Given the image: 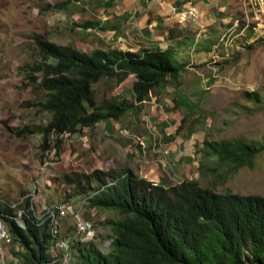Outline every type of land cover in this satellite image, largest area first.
<instances>
[{"label":"rangeland","instance_id":"374dc122","mask_svg":"<svg viewBox=\"0 0 264 264\" xmlns=\"http://www.w3.org/2000/svg\"><path fill=\"white\" fill-rule=\"evenodd\" d=\"M116 1L121 0H115L112 5L106 4L107 0H0V197L17 205L22 195L33 189L24 185L33 184L36 173L45 176L53 185L45 181L37 212L43 211L44 200L67 201L70 209L60 220V233L70 236L80 217L90 218L98 233L94 242L103 250L109 249L112 239V229L106 220L120 214L85 204L81 207L82 197H68L72 189L63 181L64 173L129 165L142 176L165 185L196 178L222 193L264 195V151L256 156L253 167H242L226 178L210 169H204L203 175L202 154L198 151L205 138H242L264 143V0L178 1L181 9L196 5L198 20H202V24L196 21L198 25L183 21L172 11L181 26L175 29V34H183L188 41L179 49V59L186 64L179 85L171 83L160 89L157 96L153 95L140 108L131 110L119 121L113 120L110 127L99 122L75 134L62 135L59 141H54L60 142V152L54 148L55 152L45 157L37 151L41 147L36 141L38 133L16 134L17 129L49 120L48 113L38 111V106L33 105L43 97L38 80L34 79L38 74L32 70L40 60L35 42L39 35L87 52L96 47L145 46L140 42L146 37L157 45L163 40L156 37L162 32L151 30V22L139 27L145 24L140 13L119 14L120 9L114 6ZM56 3H62V7L47 6ZM87 19L110 21L117 28L85 29L80 23ZM190 23L196 24V30L192 27L193 30L184 31ZM209 39L217 43L215 51L211 44V52L197 60L201 40ZM203 46L205 50L208 48V44ZM134 80L129 76L120 85L113 79H101L94 84L97 100L99 103L105 98L134 100L131 89ZM245 91L256 92L259 100H248ZM174 97L184 101L180 110H172ZM187 97L197 106L182 121ZM10 147L23 151L29 148V154L34 152L30 167L41 165L44 157L46 167L52 171L38 173L36 166V173L16 170L7 161L11 157ZM6 169L25 184L8 189L7 182L13 177L4 172ZM74 245L73 256L77 257V241ZM0 264H25L17 244L0 243Z\"/></svg>","mask_w":264,"mask_h":264},{"label":"trees","instance_id":"16d2710c","mask_svg":"<svg viewBox=\"0 0 264 264\" xmlns=\"http://www.w3.org/2000/svg\"><path fill=\"white\" fill-rule=\"evenodd\" d=\"M114 1L107 0L106 4ZM47 6L61 8L62 3ZM80 26L117 28L113 22L91 19L82 21ZM170 35L175 36L174 29ZM35 42L40 60L32 70L38 74L34 79L38 80L43 97L33 105L50 118L47 123L17 129L16 134L42 133L43 150L62 135L75 134L84 127H94L99 122L110 127L113 120L119 121L140 108L160 89L171 83L179 85L186 66L177 59L173 45L141 46L136 51L96 47L87 52L43 35ZM132 74L136 76L132 83L134 100L105 98L99 103L95 83L105 78L122 83ZM244 96L259 100L253 91H245ZM173 102L172 110H180L184 101L174 97ZM185 105L182 121L197 106L188 97ZM56 146L60 152V142ZM198 151L202 154L203 175L204 169H210L226 178L242 167H253L256 156L264 151V143L242 138H205ZM110 179L115 183L108 185ZM63 181L72 189L69 198L82 197L81 207L85 204L120 214L106 220L112 229L109 249L103 250L94 240L77 241L76 264H264L262 194L222 193L196 178L165 185L142 176L129 165L71 171L63 174ZM37 203L26 194L17 205L0 197V218L12 233L25 264H67L62 253L53 249L52 225L49 219L39 218Z\"/></svg>","mask_w":264,"mask_h":264},{"label":"crops","instance_id":"0c3cea01","mask_svg":"<svg viewBox=\"0 0 264 264\" xmlns=\"http://www.w3.org/2000/svg\"><path fill=\"white\" fill-rule=\"evenodd\" d=\"M178 1H183V0H121L120 2L116 1L114 6L116 7V9H120L119 14H122V13L124 14L126 12H129V13H132V12L138 13L139 12L141 19L143 21H145V24L143 26L140 25L139 27H146L148 25V22H151L149 24L151 30L157 31V32H162L160 35L156 36V37H161L163 39L162 41L158 42V45L153 43V42H150L147 37L145 39L142 38L140 43L145 44V46L161 47V48H166L169 45H173L176 48V57H177V59H179V55H178V54H180L179 49L184 48L185 44L188 43V41H187V38L183 34H181V33L175 34V29L179 28V27L181 28V26H179V22L175 19L174 15H172V8L174 6L178 7V4H179ZM162 15H165L164 19L161 18ZM197 22L201 23L202 22L201 18ZM196 24L190 23L187 27L184 28V31L187 30L186 28L192 29V27H193L195 29L194 26ZM199 28H201V27H199ZM171 29H174V34H175L174 37H171V35H170ZM146 30H148V29H146ZM197 30H198V28H197ZM200 30L202 31L203 29H200ZM207 44H208V48H206V50H205V47L203 45H207ZM211 44L213 45L212 51H215L214 49L217 45L216 42L214 43L210 39H209V41H204V42H203V40H201V42L197 48V50H198V53L196 54L197 60L201 56L206 55L207 51L211 52L209 50L211 47ZM112 47H115V46H112ZM119 48L130 49V50L136 51L140 48V46L127 47V48L121 46ZM180 61H182V60H180ZM131 76L136 79L135 75L132 74V75H130V77ZM121 84H124V82L120 83V85ZM131 89H132V86H131ZM43 139L44 138H43L42 133H38V136L36 139L38 144H41L43 142ZM28 150H29V148L26 151H23V150H17L16 147H10L8 151H9V154L11 155V157L7 161H9L16 170L22 171L23 173H28L30 171L36 173V170H35L36 167L39 168V170H37L38 173H45V172L48 173L49 171L50 172L52 171V170H50L51 168L48 169L49 167H46V165H44V164L31 165V167H30V160L33 159V153L34 152L31 155V154H29ZM37 151H38V149H37ZM29 167L33 168V170H29L30 169ZM4 172H6V174L10 173L11 175L9 177H11V176L13 177V179L10 182H7L8 186H9L8 189L12 190L13 188L18 187V186L22 187V185L25 184L24 182L20 181L15 175H13V173L10 170L6 169ZM35 177L36 178H35V181L33 182V184H31V182H28V183H26V185H24V188H33V186L39 185V194L44 196V194L42 193V189L45 186H43V185H45V181L47 182V181H49V179L46 178L45 176L42 177L40 174L38 175L37 173L35 174ZM12 184H14V185H12ZM49 185L52 186L53 182ZM19 190H20V188H19ZM59 225L61 227V223H59ZM70 236H73V234Z\"/></svg>","mask_w":264,"mask_h":264},{"label":"built area","instance_id":"2783aa9c","mask_svg":"<svg viewBox=\"0 0 264 264\" xmlns=\"http://www.w3.org/2000/svg\"><path fill=\"white\" fill-rule=\"evenodd\" d=\"M172 11L183 21H194L196 22L198 20V11L195 8V6H189L186 8H179L174 6L172 8ZM65 135V134H64ZM56 143L50 142L49 148L43 150L41 147L38 148L40 151V155L44 156L45 154H48L49 152H55V149H58L55 146ZM45 151V153H44ZM45 157V156H44ZM43 158H41L42 164H47V161ZM45 162H43V160ZM48 184H51L50 181H47ZM115 180L110 179L108 185L114 184ZM39 185L33 186V189L26 195L27 197L32 198L35 201H39ZM42 196V195H41ZM85 203V202H83ZM44 208L42 212H37L40 219H49L50 224L52 225V234H53V249H57L62 253V258L67 264H76L73 256L74 246L73 243L75 241H82V242H90L95 239L97 236V229L95 226V223L90 218H84L80 217L77 221L76 229L74 230L73 236H67L60 233V220L64 217H66L69 213L70 204L67 203V201H61V202H47L44 201ZM21 214V211H20ZM42 220V221H43ZM21 225L23 226V223L20 221ZM0 243L5 244H14V238L12 233L10 232L8 226L6 223L0 218Z\"/></svg>","mask_w":264,"mask_h":264}]
</instances>
